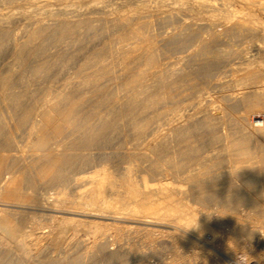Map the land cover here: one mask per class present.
<instances>
[{
  "label": "bare ground",
  "instance_id": "obj_1",
  "mask_svg": "<svg viewBox=\"0 0 264 264\" xmlns=\"http://www.w3.org/2000/svg\"><path fill=\"white\" fill-rule=\"evenodd\" d=\"M225 3L0 0V264H231L235 246L264 257V222L238 215L253 203L264 217V120L249 125L264 112V45L251 42L264 43V0ZM241 63L236 93L220 74ZM229 114L239 131H224ZM222 218L242 243L211 226ZM80 227L83 250L48 255Z\"/></svg>",
  "mask_w": 264,
  "mask_h": 264
},
{
  "label": "rangeland",
  "instance_id": "obj_2",
  "mask_svg": "<svg viewBox=\"0 0 264 264\" xmlns=\"http://www.w3.org/2000/svg\"><path fill=\"white\" fill-rule=\"evenodd\" d=\"M56 2V0H51V2ZM215 3H217L218 5H220V6H222V4L223 3H225V6H229V5H232V2H233V5L230 7V8H234V7H236V6H234V5H238V3H237V0H217V2H216V0H213ZM219 2V3H218ZM223 2V3H222ZM229 2H230V4H229ZM252 6V8H253V10H255L256 12H255V14H260V11H258V9H257V7L256 6H253V5H251ZM257 9V10H256ZM208 14V13H207ZM207 14H206V12H202L200 15L202 16V17H205V16H207ZM256 20V19H255ZM255 20H252V21H254L255 22ZM262 39V41H263V38H261ZM261 39H259V38H254V39H252V40H254V41H251L252 42V44L254 45V46H256V45H264V43L263 42H261ZM256 41V42H255ZM255 42V43H254ZM238 60V59H237ZM244 59L242 58V60L241 59H239L238 61H243ZM245 62H247L248 63V61L247 60H245ZM243 63H244V61H243ZM247 63H245V65H243L242 63L240 64V67H238V68H235V72H234V70H232V71H230V73H229V71L226 73V72H224V67H223V72L222 73H224V74H220V76H223L224 75V80H225V78L226 79H228V80H226V81H228L229 82V79H232V80H230V82L232 81V84L229 82H226L228 85H226V83L225 84H223V85H226L225 86V88L226 89H231V91H235V90H238L239 92H241L242 90H244L247 86H248V81H242V77H243V72L245 71V67H247ZM263 64V63H262ZM222 70V69H221ZM228 74L229 76H227L226 74ZM233 74V75H232ZM228 78H227V77ZM230 77V78H229ZM236 78V79H235ZM241 78V79H240ZM241 83H239L238 81ZM234 82L236 83V84H234ZM243 82H245V83H243ZM238 83H239V85H238ZM231 84V85H230ZM227 86H229V88H227ZM230 86H232V88L230 87ZM245 87V88H244ZM235 88V89H234ZM233 89V90H232ZM214 90H215V93H214ZM216 90H217V93H216ZM220 91V88L219 89H212L211 91H210V93H212L211 95H215V98H216V100L214 99V96H211L213 99H214V102H215V104L216 105H222V103H224V101H223V99H222V97H221V93L219 92ZM236 92V91H235ZM236 93H238V92H236ZM218 95V97H216L217 95ZM219 98V99H218ZM221 99V100H220ZM220 100V101H219ZM223 101V102H222ZM220 102V103H219ZM237 111H240L241 112V109H239V110H237ZM240 112H239V114H240ZM238 113V112H237ZM234 114V113H233ZM230 115V116H229ZM229 115H227L226 117L228 118V116H229V119L230 120H232V123L231 122H229L230 120H228L226 117V119H225V121L226 122H229V124H231V126H228L227 125V128L224 130L225 132H227V130H228V132H236V131H239V128H237V126H236V124H234L233 125V120H235V118H234V116L232 115V114H229ZM235 116H238L237 114H236V112H235V114H234ZM231 117H232V119H231ZM258 117H261V118H263L264 119V112H253L252 113V115L250 116V123H249V125L251 124V123H253L252 122V120L254 121V122H256V120L258 119ZM252 119V120H251ZM234 123H237V122H235L234 121ZM248 125V126H249ZM251 126H252V124H251ZM251 126H249V127H251ZM228 127H230V128H228ZM233 127H234V129H233ZM232 128V129H231ZM230 129V130H229ZM236 130V131H235ZM17 134V135H16ZM15 134V137H16V140L19 142L18 144H20V143H22V146H25V144L27 143V137H26V135H24V134H18V133H16ZM23 135V136H22ZM21 136V137H20ZM25 137V138H24ZM18 138V139H17ZM22 138V139H21ZM26 139V140H25ZM215 148H217V150L216 149H214L213 150V153H218V152H216V151H225V149H223V146L222 145H220V144H217V147H215ZM219 148V149H218ZM257 156V155H256ZM228 158L232 161V162H229L228 163V166H232L233 165V167H234V169L236 168V167H238L239 165H242L243 164V166L244 165H246V163L247 162H239L238 161V159L236 158V156H232V155H228ZM232 158V159H231ZM234 159H236V160H234ZM253 161L256 159V157L253 159V158H251ZM250 159V161H252ZM257 160V159H256ZM235 162V163H234ZM238 162V163H237ZM234 163V164H233ZM237 163V164H236ZM241 163V164H240ZM245 163V164H244ZM236 164V165H235ZM124 165H126V164H122V165H120V166H118V167H114V169H112L111 168V170H112V172H114L113 174H114V177H115V179L117 180V181H120V180H122L124 177H125V170H124ZM232 167V168H233ZM100 168V167H99ZM143 175V173H139V172H136V174H135V176H136V179L137 180H141V176ZM141 177V178H140ZM152 182V181H151ZM150 182V183H151ZM153 183V182H152ZM61 188V186H53L52 188H50V192H53V191H58L59 189ZM58 189V190H57ZM70 192V191H69ZM79 192H81L80 190H74V192L73 191H71L70 193H69V195H70V198H72V199H78L79 198V196H80V193ZM75 197V198H74ZM18 202V200H14L13 202ZM243 205H244V207H243ZM242 206H240L239 207V213H238V215L239 216H241L240 218L245 222V220H247V219H250V220H252L254 223H255V225H261L263 222H264V217L261 215L260 216V210H261V208H260V205H255V204H253V203H246V204H243ZM254 207H253V206ZM194 206H196V207H199V205H197V204H195ZM215 208H216V206H215ZM214 208V209H215ZM219 209V208H218ZM241 209V210H240ZM244 209V210H243ZM248 210V211H247ZM243 211V212H242ZM250 211V212H249ZM219 211H216V213H218ZM220 213V212H219ZM44 214V213H43ZM243 216H242V215ZM248 215H249V217H248ZM15 216V215H14ZM13 216V217H14ZM17 216V215H16ZM15 216V217H16ZM245 216H247V217H245ZM33 218L35 219V220H41L42 219V222H44V218H45V215H42L41 213H38V214H34L33 215ZM46 219V218H45ZM226 223V224H225ZM261 223V224H260ZM215 225H217V226H215ZM211 226L213 227V228H215L216 230H219V231H224V232H228V234H226V237H227V239H226V242H228L229 244H231V245H234L235 246V244H237V243H242L243 242V240H245V235H243V234H240V233H237V234H235L234 235V232H233V224H232V222H230L228 219H227V221H226V219H221V221L219 222V223H211ZM226 226V227H225ZM220 229H219V228ZM81 229V230H80ZM78 233V234H77ZM221 234V233H220ZM236 235H237V237H236ZM257 234L256 233H254L253 234V236H254V238L252 239V240H254V241H256V236ZM71 236V237H70ZM73 236V237H72ZM70 237V238H69ZM78 237V238H77ZM80 237H83V238H80ZM136 237V238H135ZM135 237L132 239V241L134 240V242H136V241H138L140 244H138V246L140 247V245H141V248H143L144 250L145 249H147L148 247H149V245L151 246L153 243H150L149 244V242H146V239H145V237H143V235L142 234H138V236L137 235H135ZM142 237V238H141ZM232 237V238H231ZM61 238H63V239H61V241H62V244H60V246H58V247H53L51 250H50V252L51 253H49L48 255L50 256H52V255H57L58 253H63L64 251V249L67 247V248H69L68 250H69V252L70 251H72L73 249H75L76 247L74 246L75 244H73V242L75 241L76 242V240L77 241H79L80 243H81V245L79 246V248L78 249H80V250H83L84 248V245L86 244V243H88L89 241H91V239H92V237H91V233L90 232H88L86 229H84V228H82V227H80L79 229H78V231H76L75 232V234L74 233H72V232H70V233H66V234H62V237ZM73 238V239H72ZM75 238V239H74ZM114 239V236H108V242L110 243L109 245H110V247H113V246H115L116 245V240L114 239V241H113V239ZM81 239H82V242H84V243H82L81 242ZM112 239V240H111ZM136 239H140V241L139 240H136ZM69 240V241H68ZM71 240V241H70ZM110 240V241H109ZM66 241V242H65ZM142 241V242H141ZM231 241V242H230ZM262 241L263 240H261L259 243H257V242H254V244H255V246H257V249L259 250V249H261L262 248V245H260V243H262ZM74 242V243H75ZM112 242H115V244H111ZM137 242V243H138ZM146 242V243H145ZM221 242V241H220ZM219 242V243H220ZM223 242H225V240H223ZM142 243H144V245L142 244ZM66 245V246H65ZM142 245H143V247H142ZM148 245V246H147ZM64 247V248H62V247ZM75 247V248H74ZM57 248H58V250H57ZM240 248V249H239ZM60 249H61V251H60ZM232 249H233V258H234V260L232 261V263L231 264H264V257H259L258 255H256V254H253L252 252H250L249 251V249H247V248H244L243 249V247H232ZM239 249V250H238ZM55 250V251H54ZM76 250V249H75ZM238 250V251H237ZM60 251V252H59ZM63 251V252H62ZM246 254L245 256H244V254ZM235 255V256H234ZM251 255V256H250ZM170 256V254H168V257ZM242 256V257H241ZM263 258V259H262ZM151 259H155L156 260V257L154 258V257H152ZM133 260V259H132ZM132 260H130V261H132ZM263 260V261H262Z\"/></svg>",
  "mask_w": 264,
  "mask_h": 264
},
{
  "label": "built area",
  "instance_id": "obj_3",
  "mask_svg": "<svg viewBox=\"0 0 264 264\" xmlns=\"http://www.w3.org/2000/svg\"><path fill=\"white\" fill-rule=\"evenodd\" d=\"M261 119L264 120L263 118H261ZM257 120H259V118Z\"/></svg>",
  "mask_w": 264,
  "mask_h": 264
}]
</instances>
